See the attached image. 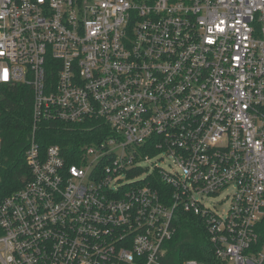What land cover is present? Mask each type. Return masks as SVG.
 <instances>
[{"label": "built area", "instance_id": "1", "mask_svg": "<svg viewBox=\"0 0 264 264\" xmlns=\"http://www.w3.org/2000/svg\"><path fill=\"white\" fill-rule=\"evenodd\" d=\"M0 86L33 119L0 264H165L181 212L215 264H264V0H0ZM41 121L103 134L70 164Z\"/></svg>", "mask_w": 264, "mask_h": 264}, {"label": "trees", "instance_id": "2", "mask_svg": "<svg viewBox=\"0 0 264 264\" xmlns=\"http://www.w3.org/2000/svg\"><path fill=\"white\" fill-rule=\"evenodd\" d=\"M32 96L25 86H0V136L2 139V165L4 169L2 194L23 173L22 155L32 135ZM103 125L88 122L84 125L57 121H41L35 130V139L41 148L58 145L68 163H76L75 155L83 144L97 142L103 134ZM17 187V186H16ZM163 184H159L162 191ZM165 264H182L194 259L215 264L201 220L190 212H181L175 236L166 245Z\"/></svg>", "mask_w": 264, "mask_h": 264}, {"label": "rangeland", "instance_id": "3", "mask_svg": "<svg viewBox=\"0 0 264 264\" xmlns=\"http://www.w3.org/2000/svg\"><path fill=\"white\" fill-rule=\"evenodd\" d=\"M154 161L156 162V160H153V162ZM157 164L165 169H168L169 162L163 161V162H157ZM228 193H229V190H226V191L221 192L217 196L205 197L203 199V204L210 208L214 207L218 210L220 214H224L228 210L229 205H230V200L229 198H227Z\"/></svg>", "mask_w": 264, "mask_h": 264}]
</instances>
